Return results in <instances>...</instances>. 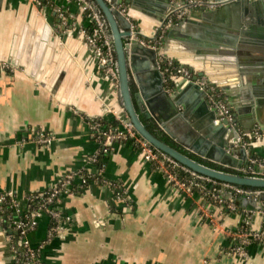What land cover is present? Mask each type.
I'll return each mask as SVG.
<instances>
[{
  "label": "crops",
  "instance_id": "1",
  "mask_svg": "<svg viewBox=\"0 0 264 264\" xmlns=\"http://www.w3.org/2000/svg\"><path fill=\"white\" fill-rule=\"evenodd\" d=\"M53 1L39 5L35 0H3L0 6V61L7 63L0 69V195L8 190L18 194L20 211L13 214L19 216L28 208V193L47 189L67 172L94 175L86 184L75 177V191L57 198L54 235L47 238L52 222L48 213L29 232L32 244H42L45 264H264V243L259 240L248 243L246 255L230 250V232L248 210L252 227L264 228V209L240 204L242 210L225 211L213 203L207 206L212 216H203L200 194L170 185L133 141L116 142L110 151H102L91 123L108 116L106 104L123 106L121 90L84 40L81 27L91 19L81 2ZM136 1H124L129 15L151 32L159 21L157 2L164 0ZM61 4L62 16L57 10ZM191 24L201 25L188 20L173 32L167 29L160 41L162 48L169 45L165 55L205 75L227 99L222 87L232 85L239 106H233L236 117L251 113L243 98L249 91L255 97L252 112H257L256 98L264 99V49L238 52L233 45L232 58L219 59L224 56L222 42L194 34ZM200 39L214 47L191 46ZM132 84L136 89L137 83ZM259 112L264 118V102ZM41 132L51 140L38 141ZM255 146L264 155V136ZM4 205L0 202V264H14L18 238L8 226Z\"/></svg>",
  "mask_w": 264,
  "mask_h": 264
},
{
  "label": "water",
  "instance_id": "2",
  "mask_svg": "<svg viewBox=\"0 0 264 264\" xmlns=\"http://www.w3.org/2000/svg\"><path fill=\"white\" fill-rule=\"evenodd\" d=\"M92 1L104 15L114 43L119 88L125 108L124 121H131L138 133L154 146L200 173L236 184L264 187V176L243 174L238 170L247 159V146L241 137L242 132L250 131L255 125L264 130V118L259 112V104L264 99L256 98L258 109L253 113L255 97L249 91L243 96L248 104L246 110L251 112L247 114L248 117H236L237 124L234 127L229 125L225 117L217 121L221 114L209 105L207 91L199 83L183 78L170 80L165 76L160 54H166L169 46L167 42L163 48L145 43L141 37H151L152 32L140 25L132 26L127 15L116 7L124 1L131 3L136 0ZM2 2L0 0V6ZM157 3V18L162 21L174 4L171 0ZM188 20L201 24H191L194 34L225 43L219 44L220 53H224L219 59H231L236 47L238 52L245 47L264 49V0H220L219 6L214 9L201 13L190 11L179 23H174L169 32L182 27ZM233 45L236 47L233 48ZM191 46L214 47L201 39L192 41ZM133 80L137 83L136 89L133 88ZM222 88L226 90L230 104L239 110L232 85ZM146 119H153L184 150L151 131ZM220 193L224 198L236 200L248 209L264 208L260 202L264 200V192L249 197L236 196L227 189H222Z\"/></svg>",
  "mask_w": 264,
  "mask_h": 264
},
{
  "label": "built area",
  "instance_id": "3",
  "mask_svg": "<svg viewBox=\"0 0 264 264\" xmlns=\"http://www.w3.org/2000/svg\"><path fill=\"white\" fill-rule=\"evenodd\" d=\"M82 4V9L85 14L91 19L88 26L81 27L85 42L91 47L92 51L97 55L99 63L102 65L103 70L107 77H109L114 86L119 84L117 59L115 54L114 43L107 24L102 14L97 10L92 0H79ZM174 7L171 8L164 20L158 21L153 28L152 36L141 37L142 40L156 48H160V41L162 40L165 32L174 23L178 22L189 11L200 9L209 10L219 6L220 0H172ZM37 4H42L41 0H35ZM127 17L131 20L132 26L137 23L129 15L128 5L124 2L116 5ZM59 14L62 16L65 12L63 4L57 7ZM164 54H160V61ZM170 57V56H169ZM161 63V62H160ZM180 63V62H179ZM7 63L0 61V69L6 68ZM167 77L165 70L163 69ZM171 79L177 80L180 78L185 81L195 80L200 86L207 91V101L209 105L215 108L221 117L217 119L220 121L223 117L227 118L229 125L234 127L237 124L236 115L233 106L224 96L220 87L211 84L207 77L203 74H198L196 70L188 65H180L171 71ZM168 78V77H167ZM107 117L96 118L92 120V131L98 138L101 149L103 152L111 150L116 142L126 140L133 141L137 146L139 154L146 160L150 161L160 169L167 182L176 188L178 191L185 193L197 192L200 194L201 199V214L203 216H212L213 213L207 208L208 204H215L223 209L224 198L220 191L227 189L232 191L236 196H258L264 192V188H246L237 185L236 183L223 181L206 174L200 173L187 165L181 163L176 158L167 152L157 148L145 137L140 135L135 125L129 121H124L125 108L121 104L116 106L105 105ZM112 120H117L118 123H111ZM264 136V132L259 125H255L250 131L242 132L241 137L244 144L247 146V159L238 170L243 174L264 176V155L261 154L255 146V142ZM38 141L49 142L51 137L46 136L41 132L36 137ZM91 160H97V154L91 156ZM80 177L81 183L86 184L92 176V173L81 170L67 172L62 179L48 187L47 189L31 192L25 195L28 202V208L22 211L19 216L13 214L20 211V200L16 192L8 190L0 195V202H4V207L7 214L8 226L14 231H17L18 241L16 243L19 249V255L14 264H45L40 255V245L32 244L29 238V232L38 224V218L43 213H48L52 217V222L48 230V237L55 234L58 229V215L59 212L54 204L60 195L63 193H71L75 191V177ZM217 186V191H206L205 186ZM119 196V194H117ZM207 198H211L207 202ZM233 200V199H232ZM228 209L236 210L237 204L234 201L227 203ZM264 209V208H263ZM250 226L247 229H238L234 234L233 242L230 250L233 253L246 255L247 245L252 240H259L264 243V228L255 229L251 225V213L247 211L245 219ZM264 222V219H263ZM21 254V255H20Z\"/></svg>",
  "mask_w": 264,
  "mask_h": 264
},
{
  "label": "trees",
  "instance_id": "4",
  "mask_svg": "<svg viewBox=\"0 0 264 264\" xmlns=\"http://www.w3.org/2000/svg\"><path fill=\"white\" fill-rule=\"evenodd\" d=\"M43 4H52L54 3L53 0H41ZM161 66L162 68L165 70V73L168 77V79L172 80L171 79V71H173L174 69H176L180 63L177 59L173 58V57H169V56H163L161 58ZM145 122L147 123V126L149 127V129L151 131H153L155 134H157L159 137L167 140L168 142H170L171 144H173L174 146H177L178 148H180L181 150H184L180 145H177L175 142H173L170 137L163 132V130L157 125V123L153 120V119H146ZM111 123H118L117 120H112ZM194 157H197L196 155H193ZM100 161V157H99V160L98 162ZM204 161V160H203ZM206 163L208 164H211L213 166H217V167H220L219 165H216L212 162H209V161H205ZM92 176H94L92 174ZM91 176V177H92ZM239 186H242V187H246V188H264V187H256V186H249V185H241V184H237ZM205 190L206 191H209V192H212V191H217V186L216 185H206L205 186ZM210 200H212L211 198H207V202H209ZM224 206H223V209L225 211L229 210L228 207H227V203L229 201H234L236 204H237V207L242 210V207L240 205V203H238L236 200H232V199H225L224 200ZM250 226V222L248 223L246 220H243L237 227H235L234 229H232V233L234 234L238 229H247L248 227Z\"/></svg>",
  "mask_w": 264,
  "mask_h": 264
}]
</instances>
